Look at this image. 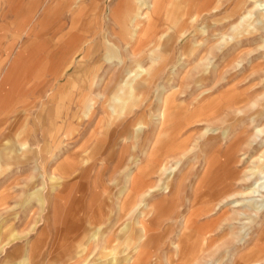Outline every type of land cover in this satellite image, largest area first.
<instances>
[{
    "label": "rangeland",
    "instance_id": "1",
    "mask_svg": "<svg viewBox=\"0 0 264 264\" xmlns=\"http://www.w3.org/2000/svg\"><path fill=\"white\" fill-rule=\"evenodd\" d=\"M134 1L0 0V264H264V0Z\"/></svg>",
    "mask_w": 264,
    "mask_h": 264
},
{
    "label": "bare ground",
    "instance_id": "2",
    "mask_svg": "<svg viewBox=\"0 0 264 264\" xmlns=\"http://www.w3.org/2000/svg\"><path fill=\"white\" fill-rule=\"evenodd\" d=\"M255 2H258L259 0H254ZM132 3H134L135 4V1L134 0H132ZM143 4H144V2H143ZM259 5H260V3H259ZM130 12L127 10V12L125 11V12H122L121 13V17L123 18V20H127V21H130L129 19H130ZM147 17L146 15H143L142 16V14H139L138 13V15H137V17L139 18V20H137V28H141V24L143 23V20H144V18L145 17ZM134 27H136V26H134ZM138 29V30H139ZM137 30V31H138ZM137 31H135L134 32V34H133V31L132 30H130L129 29V27L128 26H126L125 28H124V33H125V35L128 37V38H130V40L131 41H133L135 38H136V35H137ZM143 34V33H142ZM136 39H138V37L136 38ZM134 42H135V40H134ZM129 44H131L132 42H128ZM138 43L139 44H141L142 43V38H140L139 39V41H138ZM139 44H138V46H139ZM132 45V44H131ZM124 61H126V60H124ZM123 61V62H124ZM145 72L142 70V68L141 67H139L137 70H136V72H135V74H130V76H129V78L125 81V85H123L124 87H126V88H130V90L133 88V86L139 81V79L140 78H143V76L145 75L144 74ZM125 90H123V92H124ZM207 100V99H206ZM202 104V103H201ZM164 116V115H163ZM22 128V130H21V134H24L23 136H22V139L19 141V147H18V151L19 152H22V151H24L23 153H26V152H29V153H35L36 155H39V154H41L40 152H42V151H38V150H35L34 148H32L31 147V145H30V143H28L27 142V140H25L24 139V137H25V134L27 133V128L26 127H21ZM8 129H10V128H8ZM13 134V133H12ZM50 139V138H49ZM29 140V139H28ZM34 140V139H33ZM36 142V141H35ZM6 143H10V140H8ZM11 150V149H10ZM157 156L158 155H152L151 156V159H152V157H154V159H157ZM159 159V158H158ZM155 162V161H154ZM164 163V162H163ZM156 164V163H155ZM163 165V164H162ZM160 168V167H159ZM264 168V161H262V163L259 165V168L256 170V172H254L253 173V178L254 179H256V180H254V182H253V184H252V187L249 189V191L247 192L248 194H254V192H258V193H260L261 192V188L263 189V185H262V183H263V181H264V171L262 170ZM255 171V170H254ZM248 180L249 179H251L250 177H248L247 178ZM242 180H244L243 178H242ZM244 186V184L243 185H241V186H239L240 188H242ZM169 187H170V185L169 186H167L166 187V189H169ZM238 187V186H237ZM258 189V191H256ZM240 190V189H239ZM166 191V190H165ZM238 192H240V191H238ZM242 192V191H241ZM242 195H244L245 194V192L244 193H241ZM167 198V197H166ZM45 200V199H44ZM171 200H173L174 201V198H172ZM168 201H170V200H167V199H165V198H163L161 201H160V204H157V205H155V206H153V212H152V210L150 211V212H148V213H146L145 214V217H151L152 218V220L150 221V222H157L158 220H159V217H158V214H157V211H159L160 210V208L162 207V206H164V205H167L166 203H168L169 204V202ZM173 201H172V203H171V207L172 206H174V203H173ZM168 207V206H167ZM249 208L251 209H256V210H259L260 209V205L258 204V205H254V204H251V205H249ZM149 222V220H146V221H143L142 223H141V225H140V228H139V230H140V232H139V234H138V236H137V238H136V240L134 241H127V243H128V248L129 249H132L133 247H135L137 244H138V242H140V241H143V242H145V244L143 245V247H145V246H147V243L152 239V229H151V227H150V223ZM127 229V228H126ZM10 242V241H9ZM181 244V243H180ZM3 245V241H2V238L0 237V246H2ZM181 246H182V244H181ZM126 251V250H125ZM125 251H121V252H118V254H121L122 255V257H120L121 258V260L123 261H125L124 263L125 264H135L136 263V260L135 261H132L131 262V259H132V257L130 256H127L126 255V253H125ZM135 252L136 253H138L139 255H141V251H140V249H138L137 247H135ZM179 253V252H178ZM112 255H114V257H115V255L116 254H112ZM138 255V256H139ZM137 256V257H138ZM114 257H112V259L110 260V262L111 263H113V264H115L116 262H119L118 261V259H116V258H114ZM115 259V260H114ZM137 259V258H136ZM120 260V259H119ZM120 260V261H121ZM20 264H27V261H25V262H22V263H20Z\"/></svg>",
    "mask_w": 264,
    "mask_h": 264
}]
</instances>
